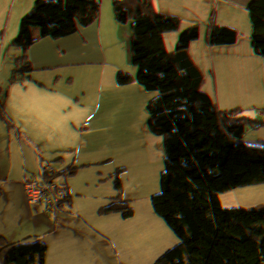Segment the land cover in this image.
Wrapping results in <instances>:
<instances>
[{"label":"water","instance_id":"obj_1","mask_svg":"<svg viewBox=\"0 0 264 264\" xmlns=\"http://www.w3.org/2000/svg\"><path fill=\"white\" fill-rule=\"evenodd\" d=\"M0 264H264V0H0Z\"/></svg>","mask_w":264,"mask_h":264}]
</instances>
